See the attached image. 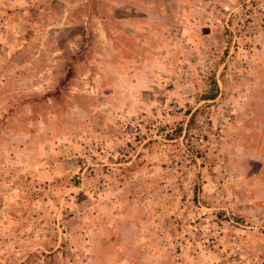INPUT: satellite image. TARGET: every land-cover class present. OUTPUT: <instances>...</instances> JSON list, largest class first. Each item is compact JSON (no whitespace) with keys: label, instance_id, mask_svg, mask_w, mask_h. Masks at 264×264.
<instances>
[{"label":"rangeland","instance_id":"rangeland-1","mask_svg":"<svg viewBox=\"0 0 264 264\" xmlns=\"http://www.w3.org/2000/svg\"><path fill=\"white\" fill-rule=\"evenodd\" d=\"M0 264H264V0H0Z\"/></svg>","mask_w":264,"mask_h":264}]
</instances>
